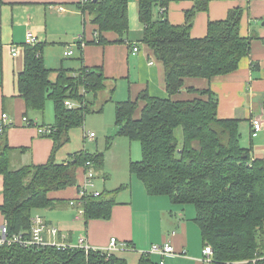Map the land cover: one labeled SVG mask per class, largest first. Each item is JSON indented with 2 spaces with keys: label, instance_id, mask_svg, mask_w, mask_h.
I'll return each mask as SVG.
<instances>
[{
  "label": "trees",
  "instance_id": "16d2710c",
  "mask_svg": "<svg viewBox=\"0 0 264 264\" xmlns=\"http://www.w3.org/2000/svg\"><path fill=\"white\" fill-rule=\"evenodd\" d=\"M169 0H138L139 21L144 27L140 43L162 63L167 97L143 92L132 101L115 103L117 134L140 144L141 160L129 163V172L142 182L149 196H166L172 204L192 205L203 245L213 251L211 264H264V159H256L252 149L242 147L238 119L217 117V97L210 89H186L197 97L173 101L187 78H212L234 72L249 55L250 41L240 35L242 12L234 9L225 20L209 22L206 36L190 35L198 12L208 0L185 13L182 25H172L164 12ZM90 17L96 39L86 43L125 42L128 33L127 0H97L78 5ZM158 8V15L153 10ZM160 16V17H159ZM117 38L109 42L104 35ZM85 44V45H86ZM24 64L16 87L27 111L43 113L46 100L54 106V124L46 134L53 140L48 161L39 166L9 170L0 153L3 201L0 213L12 234L26 231L36 210L49 208L48 194L77 185V171L86 172L87 162L95 172L104 166V154L75 153L66 163H56L57 151L69 142V130L83 125L94 112L88 96L96 99L104 90L102 67H82L76 71L56 70L55 82L42 57L43 46L24 45ZM80 49L81 46L77 45ZM70 101L71 107L65 106ZM143 106L138 118V102ZM264 106V100H263ZM181 130V138L176 130ZM45 135V136H46ZM87 197L77 204L82 216L108 220L114 205L111 196ZM114 263H111V262ZM0 264H124L112 255L53 247L0 248ZM138 264H158L141 258Z\"/></svg>",
  "mask_w": 264,
  "mask_h": 264
},
{
  "label": "crops",
  "instance_id": "0c3cea01",
  "mask_svg": "<svg viewBox=\"0 0 264 264\" xmlns=\"http://www.w3.org/2000/svg\"><path fill=\"white\" fill-rule=\"evenodd\" d=\"M199 1L203 0H169L163 16L172 25H182L185 13ZM84 3L82 0H0V118L6 114L8 123L0 133V153L4 152L9 170L43 165L53 149V140L47 135H40L37 128L51 127L54 119L46 124L39 119L44 111H27L23 98L17 92L16 78L23 69L24 42L28 33L34 34L43 46L42 57L45 66L51 70V82L56 81V70L59 69L76 71L82 67H102L106 78L105 91L108 82L118 77L128 83V98L132 101L145 91L153 97H167L162 63L153 57L147 46L139 42L144 27L139 21L138 0H127L128 33L125 42L110 44H86L96 39V33L90 17L85 18L78 8L79 4ZM234 9L242 12L240 35L250 41L249 55L240 60L238 68L232 73L211 80L185 79L182 91L172 100L196 98L195 94L187 92L188 88L210 89L217 97V117L247 122L252 155L256 159H264V143L257 140L259 135L254 138L256 142L251 137L254 119H259L264 125V0H208L207 9L196 14L190 35L194 39L205 37L209 22L225 20L228 12ZM153 14H159L158 8L153 10ZM104 37L109 42L117 38L112 33ZM78 38L84 44L80 49L75 45L77 56L72 61L74 54L64 56V53ZM134 45L138 49L135 54L132 52ZM55 48L59 55L52 58L50 53ZM14 51L17 52L16 56L13 55ZM114 89L113 83L109 95L113 94ZM142 106L143 103L139 101L135 118L139 117ZM23 118H27L32 125H24ZM63 147L55 155L56 163L69 162L75 153L85 151L76 150L69 152L65 158L57 159ZM104 169L105 166L100 171L103 172L101 180L94 181V184L95 190L114 199L110 218L86 221L79 214V207L69 205L76 200L78 185L84 180V174L79 169L76 186L50 192L48 198L53 205L36 210L32 215V218L39 215L46 226L57 229V236L45 235L47 239L75 246L83 237L90 247L105 249L110 239L115 238L127 245L112 253L113 258L124 264H138L143 257L158 263L161 259L158 255L147 254L150 247L170 242L175 256L165 257L164 264H203L204 245L194 220V207V211L190 209L188 212L186 208L190 205L172 204L166 196H149L142 182L130 172L128 180L120 181L119 186L113 188L111 175L106 169L104 173ZM105 182L109 183L108 190L104 188ZM123 193L128 196L123 195V200H119V194ZM2 201L3 176L0 174V205ZM4 222L0 213V224Z\"/></svg>",
  "mask_w": 264,
  "mask_h": 264
},
{
  "label": "rangeland",
  "instance_id": "374dc122",
  "mask_svg": "<svg viewBox=\"0 0 264 264\" xmlns=\"http://www.w3.org/2000/svg\"><path fill=\"white\" fill-rule=\"evenodd\" d=\"M74 47L75 46L71 47V50L75 56L72 61H74L77 56V51L74 50L76 49ZM58 52V49L55 48L53 51H51L50 56L55 58L59 55ZM113 83L115 84V91H113V94L109 95V91L111 90ZM128 96V83L123 79H118V77L117 79H114V81L108 82L107 90H102L94 103L92 97L89 95L88 101H90V108H92L94 112L89 113L85 117L82 126L74 127L69 130V142L58 152L57 159H62L60 157L65 158L69 152H77L76 150H85L91 154L96 153V151H101L100 153L104 154V166L106 172L111 175L113 188L118 187L120 181L129 178V161L131 160L132 162H137L141 160L140 144L137 141H130L129 139L118 135L115 126V103L122 101V99L125 100L128 98ZM40 116L41 117H39V119L44 120L46 124L53 122L54 114L51 100H46L44 113ZM238 131L240 134L241 145L244 147L251 146L249 137V124L247 122H240ZM84 133H93L95 137L89 140L87 137L84 138ZM258 135L259 138L257 140L260 143H264V128L256 136L251 137L254 139ZM176 137L178 139L181 138L180 129L176 130ZM102 174L103 172H97L95 174L94 181L101 180ZM105 183L106 187L104 188L108 190L109 188L107 185H109V183ZM123 195L126 197L128 196L127 193L119 194V200H123ZM186 209H188V212L190 209L194 211V208L191 205ZM135 264L137 263L135 262Z\"/></svg>",
  "mask_w": 264,
  "mask_h": 264
},
{
  "label": "built area",
  "instance_id": "2783aa9c",
  "mask_svg": "<svg viewBox=\"0 0 264 264\" xmlns=\"http://www.w3.org/2000/svg\"><path fill=\"white\" fill-rule=\"evenodd\" d=\"M94 0H82V2H91ZM59 10H62L60 8ZM39 43L38 38L31 33H28L25 37L24 45L26 46H35ZM83 42L80 38L77 39L75 43H72V46L80 45L83 46ZM138 49L134 45L132 48V52L135 54L137 53ZM73 54L71 47L67 51H65L64 56H71ZM14 56L17 55V52L14 51ZM65 106L71 107L73 104L70 101L64 102ZM24 125L31 126L32 123L28 121L27 118H23ZM34 125V124H33ZM8 126L7 123V115L2 114L0 118V133ZM264 125L259 119H254L252 121V132L251 136H256L258 132L263 129ZM37 131L40 135L49 134L51 129L50 127H38ZM89 140L93 139L95 136L93 133L85 134ZM87 169L84 173V180L80 185H78V194L76 200H73L69 203L70 206H77L78 203L83 201V199L87 197L98 198L100 197L101 193L95 190V171L92 167L91 162L86 163ZM79 214H83V210H78ZM57 229L53 227H48L44 224L43 220L40 216H34L31 220V226L28 230L22 231L19 233H10L7 224L1 223L0 224V248L11 247V246H18L23 249H41L45 247H53L58 250H73L79 249L85 251V253L89 251L93 252H100L101 254H106L107 258L112 255L113 252L117 250L124 249L127 247L125 243L118 242L115 238H111L107 248L105 249H96L90 247L85 239L82 237L75 246H70L65 243H59L56 240H49L46 238L45 235L49 237H56L57 236ZM148 255H158L161 259L158 264H164V258L169 256H175V252L173 246L170 242H164L161 245H152L147 253ZM203 264H211L213 251L209 245H205L203 250Z\"/></svg>",
  "mask_w": 264,
  "mask_h": 264
},
{
  "label": "water",
  "instance_id": "95a60500",
  "mask_svg": "<svg viewBox=\"0 0 264 264\" xmlns=\"http://www.w3.org/2000/svg\"><path fill=\"white\" fill-rule=\"evenodd\" d=\"M97 0H94L93 2H96ZM111 263H114L113 261Z\"/></svg>",
  "mask_w": 264,
  "mask_h": 264
}]
</instances>
